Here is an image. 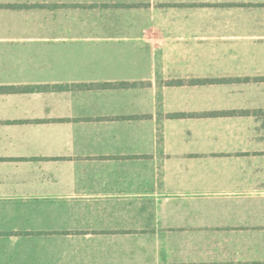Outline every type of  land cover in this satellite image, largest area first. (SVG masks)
Here are the masks:
<instances>
[{"label": "crops", "instance_id": "obj_1", "mask_svg": "<svg viewBox=\"0 0 264 264\" xmlns=\"http://www.w3.org/2000/svg\"><path fill=\"white\" fill-rule=\"evenodd\" d=\"M263 78L264 0H0V264H264Z\"/></svg>", "mask_w": 264, "mask_h": 264}, {"label": "trees", "instance_id": "obj_2", "mask_svg": "<svg viewBox=\"0 0 264 264\" xmlns=\"http://www.w3.org/2000/svg\"><path fill=\"white\" fill-rule=\"evenodd\" d=\"M260 80H264L263 79H260ZM208 82H221V80H191L189 81L188 83L189 84H204V83H208ZM184 82L183 81H170L168 82L169 85H182ZM128 84L126 83H120V84H104L102 85V87H113V86H127ZM49 87H42L41 89H48ZM51 89H54V90H58V89H68V87H53ZM31 90V88H15V87H0V93H10V92H18V91H29ZM227 114H233L232 112H216V113H210V114H207V115H210V116H219V115H227ZM178 116H181V115H173V117H178Z\"/></svg>", "mask_w": 264, "mask_h": 264}]
</instances>
